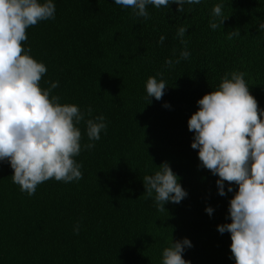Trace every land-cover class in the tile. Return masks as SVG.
Listing matches in <instances>:
<instances>
[{
  "label": "trees",
  "instance_id": "1",
  "mask_svg": "<svg viewBox=\"0 0 264 264\" xmlns=\"http://www.w3.org/2000/svg\"><path fill=\"white\" fill-rule=\"evenodd\" d=\"M53 2L55 18L29 28L24 47L47 66L41 86L58 81L53 94L60 103L83 112L91 106L107 130L75 157L82 179L49 180L31 196L12 182L10 164L0 162V264H162L163 249L184 238L192 246L182 255L191 264H235L231 234L218 225L231 222L229 202L238 185L228 192L225 182V195L219 194L218 176L201 166L191 147L188 120L197 101L233 71L245 73L264 109V30L258 27L264 0H201L185 4L183 13L175 3L149 5L147 20L114 0ZM217 3L228 17L213 30ZM181 26L190 56L177 64ZM233 29L240 35L229 39ZM160 72L168 86L162 99H148L146 81L160 79ZM78 127L81 144L89 143L85 122ZM164 161L187 196L161 212L154 198H145L143 177Z\"/></svg>",
  "mask_w": 264,
  "mask_h": 264
},
{
  "label": "clouds",
  "instance_id": "2",
  "mask_svg": "<svg viewBox=\"0 0 264 264\" xmlns=\"http://www.w3.org/2000/svg\"><path fill=\"white\" fill-rule=\"evenodd\" d=\"M123 8L132 9L134 17L149 18L147 6L159 9L175 3L177 12L185 11V4H200L201 0H114ZM223 3L212 9L209 26L216 30L227 19ZM53 0H0V162L7 161L13 170L12 182L22 192L34 195L39 185L55 180L69 183L82 179L81 167L75 157L82 147L91 150L92 141H98L107 122L101 114L92 116L72 103H60L53 94L58 81L49 87L40 82L47 66L30 55L24 47L28 29L41 21L55 18ZM264 30V23L259 24ZM187 28L181 26L177 37L184 45L175 63L190 56L187 41L183 39ZM240 35L238 29L228 38ZM165 37H160L163 43ZM172 59L165 64L173 65ZM157 79L146 81L147 98L162 99L168 86L163 73ZM245 73H226L218 87L200 98L199 105L188 120V129L194 133L191 143L198 149L200 164L217 175L219 194L225 195L224 184L238 185L229 202L230 223L218 225V231L231 234V253L235 264H264V109L251 94ZM168 107L169 105H165ZM87 115V119L85 116ZM86 124L89 143L81 144L82 133L78 125ZM145 198H154L158 211H164L168 202L180 203L187 192L178 175L167 161L162 162L152 175L143 177ZM211 215L213 208L206 207ZM79 233V225L74 227ZM188 238L171 242L162 251V264H191L182 253L191 247Z\"/></svg>",
  "mask_w": 264,
  "mask_h": 264
}]
</instances>
